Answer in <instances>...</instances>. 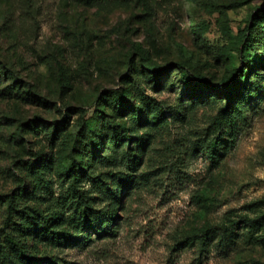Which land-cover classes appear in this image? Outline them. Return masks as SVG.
I'll list each match as a JSON object with an SVG mask.
<instances>
[{"label":"rangeland","instance_id":"374dc122","mask_svg":"<svg viewBox=\"0 0 264 264\" xmlns=\"http://www.w3.org/2000/svg\"><path fill=\"white\" fill-rule=\"evenodd\" d=\"M261 55L264 0H0V197L51 221L18 242L41 264H264V226L225 229L264 214ZM182 70L251 89L192 99Z\"/></svg>","mask_w":264,"mask_h":264},{"label":"trees","instance_id":"16d2710c","mask_svg":"<svg viewBox=\"0 0 264 264\" xmlns=\"http://www.w3.org/2000/svg\"><path fill=\"white\" fill-rule=\"evenodd\" d=\"M93 1L106 2L108 0ZM249 31V27H245L244 29L240 30L238 34V37L245 41V46L242 51L243 53L248 51L250 47L251 38ZM260 34L263 36V31L260 32ZM140 52L141 55H144L145 53L142 49H140ZM251 63L252 65H256V68H259L261 65L264 66V55H261L259 60H257V57L251 58ZM182 71V77L186 85L185 94L187 97L192 99H200L205 97L204 95L208 90L214 89L216 93H218L221 97L226 99L229 104H231L234 101L238 102L239 98L244 96V94L249 92L251 89L252 83L250 82V73L248 72L243 74V70L237 71L236 74L231 77V79H226L221 85H216L211 81L205 80L202 75L195 76L200 78V80L197 81L196 78H194V76L189 72L185 70ZM157 74L159 75L160 79L163 75V71L158 70ZM241 75H244V77L240 78ZM110 99L112 103L116 105H128L130 103L129 91L125 88L122 90H114L110 94ZM89 129L91 132L95 131L94 123H91V128L89 127ZM110 139H113V137ZM215 148L216 144L212 142L210 151L212 156ZM95 149L96 146L92 144L90 146V151L93 152ZM75 167V159L73 157H69L65 166V170L69 171L70 173ZM22 195L23 192L18 191L17 193L14 192L11 195L0 197V220L3 224V226L0 225V264H15L19 260H23L28 264H41L42 262L41 258H39L37 255L27 252L24 246L18 242L17 236L30 233L33 231L34 227H36V231H38V228L41 227L40 232L44 233L45 231L49 230L51 221L48 219H42L41 216L33 215L29 210H27V208H18L17 210H13L10 204L12 201L18 200L16 198L22 197ZM12 220L15 222H12ZM242 224H252L262 227L264 226V214L256 216L245 214L237 219L231 220L225 229H227V231L230 233H235ZM56 231L59 234L66 233L62 230ZM211 232H214V228L205 227L202 229L200 240L202 241L203 245H206ZM215 232L222 233L223 229L216 228Z\"/></svg>","mask_w":264,"mask_h":264}]
</instances>
